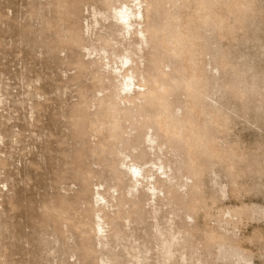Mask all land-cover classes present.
<instances>
[{"label": "rangeland", "instance_id": "374dc122", "mask_svg": "<svg viewBox=\"0 0 264 264\" xmlns=\"http://www.w3.org/2000/svg\"><path fill=\"white\" fill-rule=\"evenodd\" d=\"M153 7L137 110L96 62L110 0H0V264H264V0Z\"/></svg>", "mask_w": 264, "mask_h": 264}, {"label": "bare ground", "instance_id": "6f19581e", "mask_svg": "<svg viewBox=\"0 0 264 264\" xmlns=\"http://www.w3.org/2000/svg\"><path fill=\"white\" fill-rule=\"evenodd\" d=\"M153 1L110 0L114 10L111 21L116 27L118 35L121 36V41L120 44L116 42L111 45L113 46L111 52H107L104 47L97 51L98 59L96 62L101 63V67L110 75L113 99L127 109L137 108L138 110V108L143 109L145 106L154 105L155 93L153 92L157 89H163L164 82L159 79L160 73H158L159 77L157 78L155 76H146L139 62L142 49L148 46L154 38L147 33V30L157 27L155 18L149 21L146 19L149 10L153 9L154 15L156 14ZM143 143L156 146V149L159 147V144L152 136L144 137ZM134 147L137 148L138 145ZM136 150L138 151L135 155L141 159L145 157V150L138 148ZM129 163L130 177H135V183L142 181L147 175L141 171L134 159H131ZM149 190L160 191V188L153 185ZM96 194L98 195L97 202L105 200L104 204L102 203L96 208V211L102 213V217L108 215L105 209L112 202V195H107L106 192L101 191H97ZM95 225V235L101 242L106 238V234H104L103 227L99 221H96Z\"/></svg>", "mask_w": 264, "mask_h": 264}]
</instances>
